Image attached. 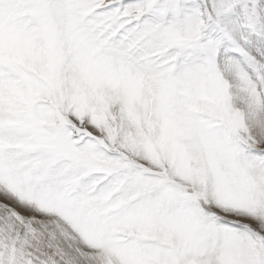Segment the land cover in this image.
<instances>
[{"label":"snow or ice","instance_id":"6c2138e0","mask_svg":"<svg viewBox=\"0 0 264 264\" xmlns=\"http://www.w3.org/2000/svg\"><path fill=\"white\" fill-rule=\"evenodd\" d=\"M0 264H264V0H0Z\"/></svg>","mask_w":264,"mask_h":264}]
</instances>
